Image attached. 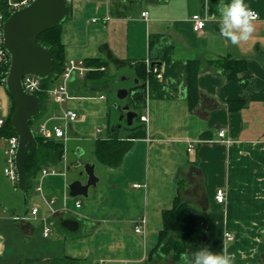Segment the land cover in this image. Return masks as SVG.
<instances>
[{
  "label": "crops",
  "instance_id": "1",
  "mask_svg": "<svg viewBox=\"0 0 264 264\" xmlns=\"http://www.w3.org/2000/svg\"><path fill=\"white\" fill-rule=\"evenodd\" d=\"M23 1L8 0V5L12 9ZM66 2L68 15L60 32L65 65L69 60L98 58L105 62L111 80V67L119 66L129 67L135 79L136 65L160 62L153 65L161 66L162 49L169 45L172 61L196 59L199 63L194 102L189 105L179 92L182 83L167 82L162 95L146 88L145 102L138 108L140 115H147L146 122L140 120L143 135L131 138L129 151L115 168L95 159L93 142L107 138L113 129L119 138H130V125L120 134L121 127L110 123L107 111L106 135L98 136L102 128L97 126L94 136L87 138L91 156L81 160L85 139L78 138L77 157L69 164L65 150L73 138L70 131L86 120L83 113L71 108L78 118L68 124L62 159L42 167L57 173L41 177V168L29 181L38 177L35 190L42 194L44 188L48 199L42 196L40 205H22L0 195V264H23L27 258L38 259L34 264H48L63 257L75 264H148L149 251L162 228V211L175 199L186 205L187 218L197 231L196 240L186 246L189 256L200 247L217 253L226 248L234 257L233 264H264V0H245L257 19L254 34L238 46L219 34V0ZM143 11L148 12L145 18ZM196 18L204 21L199 31L193 29ZM225 59L245 60L246 68L236 78H228L221 67ZM81 78L80 98H88L110 83L87 88L84 76ZM101 96L104 94L98 98L104 99ZM48 97L37 123L58 112L46 110ZM63 103L58 104L60 108ZM12 111V100L0 83V119L5 121ZM134 119L133 126L138 124ZM219 130L223 136L218 135ZM6 139L0 135V187L4 188L6 175L2 169V176L1 166L6 164ZM78 160L94 163L98 181L88 189L87 197L69 199L67 184L85 179L76 167L73 178H68L70 167ZM7 188L11 190L9 183ZM219 188L225 193L222 203L214 199ZM28 201L25 196V203ZM32 207L38 209L35 215L30 213ZM66 218L78 221L75 230L60 224ZM140 220H144L142 229L135 232ZM225 232L233 239L226 240ZM72 235L77 237L67 238Z\"/></svg>",
  "mask_w": 264,
  "mask_h": 264
},
{
  "label": "trees",
  "instance_id": "2",
  "mask_svg": "<svg viewBox=\"0 0 264 264\" xmlns=\"http://www.w3.org/2000/svg\"><path fill=\"white\" fill-rule=\"evenodd\" d=\"M11 9L8 5V0H0V13L3 19L10 14ZM62 25V24H61ZM61 25L42 32L36 42L47 48L53 57V68L49 77L40 80L41 91L36 94L41 100V112L44 111L45 98L47 97L46 90L52 85L53 81L59 78L64 70L65 64L63 59V47L60 41ZM170 46H164L162 49V76L160 81L155 74L147 69L142 64L136 65V80L137 83L128 90L130 96V106L137 112L135 122L137 125H130L127 128L132 130L130 138H119L116 135L117 130L113 129L112 133L105 139H96L93 142V156L95 159L108 167H118L123 156L129 151L131 146V138L140 137L143 135V123L139 119L140 112L138 108L145 102L146 85L148 91L157 92L159 95L164 93V86L167 82L182 83L185 88V96L189 105L194 102L196 93V77L199 71V63L196 59L182 61H172L168 56ZM84 65L92 67V70L86 71L84 75L87 88H95L98 86H106L111 78L108 76L105 62L98 58H91L84 61ZM9 62L0 61V83L4 85V78L8 70ZM159 66V65H157ZM159 66V67H161ZM223 72L228 78H236V75L245 70L246 62L242 59H225L221 62ZM5 86V85H4ZM11 98V97H10ZM12 100V98H11ZM14 102L12 100V110ZM10 116L2 121L0 127V135L3 137H11L15 135L10 126ZM32 121L30 122L31 125ZM113 127L110 126L109 130ZM37 140V147L27 152L23 157V168L26 174V188L29 187L30 179L36 175L42 167L54 165L62 159L63 144L57 140H43L38 135L34 134ZM15 186H18L15 184ZM59 229H62L59 222L56 223ZM197 231L191 220L186 215V205L175 199L173 205L162 211V228L158 232L156 245L149 251L147 263H165L179 264L181 262V254L185 253L187 244L196 240ZM38 259L27 258L23 264H34ZM48 264H75L74 260L69 257L56 258Z\"/></svg>",
  "mask_w": 264,
  "mask_h": 264
},
{
  "label": "water",
  "instance_id": "3",
  "mask_svg": "<svg viewBox=\"0 0 264 264\" xmlns=\"http://www.w3.org/2000/svg\"><path fill=\"white\" fill-rule=\"evenodd\" d=\"M68 5L66 0H30L18 5L2 23L3 47L9 55V66L4 78L8 95L14 102L10 115V126L17 136V146L14 155V165L17 174V185L26 188V174L23 168L24 155L37 147V140L30 122L41 112V100L37 94L26 92L21 84L24 75L30 74L43 80L50 76L53 68V57L50 51L36 42L38 36L49 29L61 25L67 18ZM160 64V62H153ZM73 73L69 81L73 80ZM137 83V80L134 79ZM179 92L185 96V88L179 87ZM128 95L127 89L117 91L118 98ZM122 117L127 125H131L137 112L127 104L122 109ZM116 127H120L117 125ZM81 167L79 176H85L84 181L74 179L67 184L68 195L71 197H87L88 189L95 187L98 178L94 173V163L78 162ZM60 224L68 230H75L78 221L61 219Z\"/></svg>",
  "mask_w": 264,
  "mask_h": 264
},
{
  "label": "rangeland",
  "instance_id": "4",
  "mask_svg": "<svg viewBox=\"0 0 264 264\" xmlns=\"http://www.w3.org/2000/svg\"><path fill=\"white\" fill-rule=\"evenodd\" d=\"M110 73L112 74V80L110 81L108 87H106L104 90L100 92H96L92 94L88 98H80L81 92L79 91V86L83 82L82 78L77 76L74 80L67 82V88L70 93L71 98L67 99L63 103V108H73L76 110H79L81 113L85 116V122L81 123L77 126H74L71 129V134L73 135L72 140H69L67 142V148L65 150V156L67 158V162L70 164V162L73 160V158L77 157L74 153V148L77 145V139L78 138H84L85 140L82 141L83 145L86 147L82 155H80L81 160L87 159L91 156L90 150H91V143L88 141L87 138L94 136L95 128L101 127L102 132L98 134V136L103 137L106 135L105 133V127H106V113L109 111V121L110 123L120 125V134L125 133V126L127 125V121L125 117H122V109L125 105H129L130 102V96L126 95L123 98H118L117 91L119 89H128L130 88L134 83V78L132 77V70L127 66H119V67H111ZM61 78H57L53 81V85H58L61 82ZM104 94V99H99L98 96L100 94ZM73 96V97H72ZM49 109L52 110H60V107L58 103H56L52 98L48 97L47 103H46V110ZM41 115L39 114L37 117H35L32 120L31 128L33 132L36 134V131L38 129L37 127V119H39ZM122 125V126H121ZM38 135V134H37ZM92 136V137H93ZM79 158V159H80ZM81 161H76V163ZM6 164L3 163L1 166V174L3 167ZM81 168L79 166H71L70 171L68 172V178H73L72 174L75 172V168ZM81 170V169H80ZM79 172V171H78ZM77 172V173H78ZM3 176V174H2ZM85 176L83 175V178ZM5 184L9 183L11 190H8L7 184L6 187H0V195L1 198H6L7 200L16 201L19 204L27 205L31 203H35L37 205H40L43 201V197L48 199V194L46 193L45 189L43 188L42 194L35 190V187L38 184V177L33 179L29 183V187L25 190L20 188L19 186H13L9 179L6 176H3L2 178ZM73 180V179H72ZM25 196L26 199L29 201L25 203ZM70 199V196H68ZM72 198V197H71ZM84 199V198H83ZM53 236H49L51 238ZM76 235H72L70 238H75ZM155 264H172L171 262H165V263H155Z\"/></svg>",
  "mask_w": 264,
  "mask_h": 264
},
{
  "label": "built area",
  "instance_id": "5",
  "mask_svg": "<svg viewBox=\"0 0 264 264\" xmlns=\"http://www.w3.org/2000/svg\"><path fill=\"white\" fill-rule=\"evenodd\" d=\"M30 0H24L21 4H26ZM18 4V5H21ZM18 5H14L12 9H15ZM142 17H146L148 15L147 11H143L141 13ZM4 19L2 14L0 13V61L2 62H9V55L5 48L3 47V38H2V23ZM204 21L203 19L196 18L193 22V29L195 31H199L203 27ZM147 69L151 70L156 78L160 81L163 80L162 76V66H156V65H149V63H146ZM87 67L84 65L83 60H69L65 67L63 72L60 75L61 82L58 85L50 86L46 92L47 95L52 98L56 103L62 104L64 101L69 99V93L67 89V82L69 81V77L71 73H73L74 76H84ZM21 84L26 92L34 93L36 94L38 91H41V85H40V79L34 75H24L21 79ZM146 88L147 85H146ZM103 96H101L102 98ZM78 118V113L71 109V108H60L58 112H53L48 115V117L42 119L37 123V134L39 137H41L43 140H58L61 141L63 144L66 143V141L69 139L68 134V124L74 122ZM139 119L143 122L147 121V115H139ZM50 122V124H49ZM2 125V120L0 119V127ZM219 136H223V130H219L218 132ZM8 146L5 149L6 154V166L3 168L4 174L7 176V178L12 182V184H16L17 181V174L16 169L14 165V155L16 151L17 146V136L13 135L11 137H8L7 139ZM190 149V148H188ZM57 171L54 168H42L40 171L41 177L49 174H56ZM134 186H139L138 184H134ZM40 191V187L38 186L36 188ZM225 198V193L223 189L219 188L215 191L214 199L218 203H222ZM52 203V200L49 201V204ZM80 202L76 201L75 206L79 207ZM38 209L36 207H32L30 213L32 215H35L37 213ZM144 224V220H140L136 223L134 230L135 232H140L142 229V225ZM48 229L46 228L44 230V235H47ZM224 237L226 240L230 241L233 239V236L229 232L224 233Z\"/></svg>",
  "mask_w": 264,
  "mask_h": 264
},
{
  "label": "clouds",
  "instance_id": "6",
  "mask_svg": "<svg viewBox=\"0 0 264 264\" xmlns=\"http://www.w3.org/2000/svg\"><path fill=\"white\" fill-rule=\"evenodd\" d=\"M216 23L219 34L233 46L249 40L255 32L257 13L251 9L245 0H219L216 5ZM183 264H233L234 257L227 249L217 253L208 247H200L192 252L182 253L180 257Z\"/></svg>",
  "mask_w": 264,
  "mask_h": 264
}]
</instances>
